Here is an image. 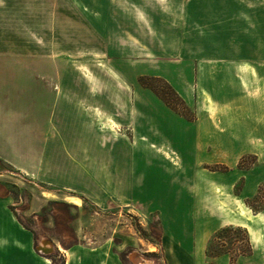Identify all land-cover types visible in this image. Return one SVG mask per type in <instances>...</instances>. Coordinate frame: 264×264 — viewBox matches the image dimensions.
Instances as JSON below:
<instances>
[{
	"label": "rangeland",
	"instance_id": "obj_1",
	"mask_svg": "<svg viewBox=\"0 0 264 264\" xmlns=\"http://www.w3.org/2000/svg\"><path fill=\"white\" fill-rule=\"evenodd\" d=\"M79 4L81 14L91 18L93 11L87 3ZM132 5L126 12L116 10L123 12L132 28L136 51L128 56L132 69L127 70L148 93L149 104L144 111L149 121L145 124L137 120L130 132V102L139 99L140 93L129 90L112 72L107 57L93 52L79 55V61L73 57L70 63L80 67L77 73L89 84L90 94L105 98L94 110L101 132L110 140L126 138L135 145L119 153V144L104 141L101 135L99 146L95 141L91 143L96 137L92 138L82 120L74 119L72 107L69 109L64 140L76 139L71 130L78 133L79 142L89 149L85 156L104 166L101 171L109 170L112 185L106 196L108 203L100 200L104 204L95 206L85 197L79 203L71 200L74 197H66V202L52 205L49 224L42 223L40 217L34 220L37 234H44L43 228L52 229L51 235L47 234L58 245L50 252L52 264L63 260L62 245L77 240L86 248H98L97 255L108 258L109 264H264V134L251 130L252 118L228 121V133L232 134L224 136L227 149L218 145V136H212L205 149H197L185 121L193 118L194 108L188 102L192 94L186 92L190 74L188 56L181 51L183 41L173 37L171 25L158 24L146 6ZM67 26L69 31L71 24ZM77 37L79 46L86 45L83 34ZM29 68L27 71L20 63L14 76L18 91H22L16 103L20 110L27 105L24 91L30 85L31 113L40 119L51 111V103L57 99L49 86L55 80L59 82V76L47 63H32ZM178 68L183 71L181 78L175 70ZM51 112H55L52 125L59 127V112L54 105ZM132 113L134 116V108ZM211 114L213 125L218 127L219 113ZM148 143L154 150L147 147ZM156 146L167 148V153L156 152ZM23 174L0 159V186L8 183L12 194L28 191ZM72 179L65 177L63 182L73 185ZM65 195L76 196L74 192ZM13 208L20 214L22 208H27L26 200ZM66 216L76 218L73 227L78 229L77 234L73 227L67 229L61 222V217ZM184 257H191V262L186 263Z\"/></svg>",
	"mask_w": 264,
	"mask_h": 264
},
{
	"label": "crops",
	"instance_id": "obj_2",
	"mask_svg": "<svg viewBox=\"0 0 264 264\" xmlns=\"http://www.w3.org/2000/svg\"><path fill=\"white\" fill-rule=\"evenodd\" d=\"M79 2L91 8V18L81 14ZM133 3L146 6L158 24L171 25L173 37L183 41L181 51L188 56L190 74L186 92L192 94L188 102L194 116L191 120L175 116L186 121L196 148L205 149L211 137L218 136V145L227 149L224 136L232 134L228 133V121L252 118L251 130L264 134V0H0V159L26 174L21 178L28 190L12 194L8 183L0 186V264H52L50 252L58 247L49 236L52 229L43 228L44 234H37L34 220L40 217L42 223L49 224L53 204L66 202V197H85L95 206L110 202L106 197L112 185L109 170L101 171L104 166L85 156L89 149L79 142L78 133L71 130L76 139L66 141L63 137L72 107L74 119H81L92 138L96 137L91 143L95 141L99 146L100 135L102 140H110L101 132L94 112L105 98L90 94L89 84L77 73L80 67L70 61L73 57L79 61V55L90 52L107 57L112 72L129 90L140 93L139 99L130 102V132L137 120L146 124L148 93L127 70L132 69L127 60L134 55L136 43L131 39L128 18L116 10L126 12ZM119 31L123 35L118 36ZM77 34H83L86 45L77 44ZM128 39L133 42L126 46ZM20 63L27 71L32 63H47L55 68L59 82L55 80L49 87L57 95L51 105L55 111L58 109L59 127L52 125L55 112H51V106L50 114L40 119L32 115L30 85L24 91L27 105L18 108L16 102L22 91H18L14 76ZM175 70L181 78L182 69ZM213 111L219 113L218 127L212 123ZM110 141L119 144V153L135 145L126 138ZM152 145L148 143L147 147L154 150ZM166 150L155 147L156 152L167 153ZM63 153L70 163L64 161ZM65 177L73 178L71 182L76 186L63 182ZM56 184L60 188H52ZM64 192H74L76 196ZM23 200L27 208L19 214L13 207ZM139 207L144 211L141 204ZM75 220L61 217L67 229ZM77 230L73 227L75 234ZM58 242L61 246L62 242ZM61 247L64 258L60 264H109L108 258L97 255L98 248H86L78 240ZM184 259L187 263L191 257Z\"/></svg>",
	"mask_w": 264,
	"mask_h": 264
},
{
	"label": "bare ground",
	"instance_id": "obj_3",
	"mask_svg": "<svg viewBox=\"0 0 264 264\" xmlns=\"http://www.w3.org/2000/svg\"><path fill=\"white\" fill-rule=\"evenodd\" d=\"M71 200H72L74 203H75V202H76V203H79V201H80L79 198H75V197L72 198Z\"/></svg>",
	"mask_w": 264,
	"mask_h": 264
}]
</instances>
